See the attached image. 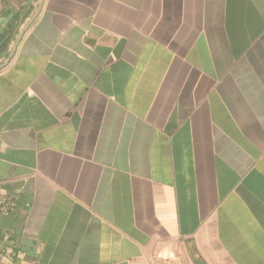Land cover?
Wrapping results in <instances>:
<instances>
[{
  "label": "crops",
  "instance_id": "crops-1",
  "mask_svg": "<svg viewBox=\"0 0 264 264\" xmlns=\"http://www.w3.org/2000/svg\"><path fill=\"white\" fill-rule=\"evenodd\" d=\"M0 184V264H264V0H0Z\"/></svg>",
  "mask_w": 264,
  "mask_h": 264
},
{
  "label": "built area",
  "instance_id": "built-area-1",
  "mask_svg": "<svg viewBox=\"0 0 264 264\" xmlns=\"http://www.w3.org/2000/svg\"><path fill=\"white\" fill-rule=\"evenodd\" d=\"M17 201L18 193L8 192L0 184V216L8 217L14 214L17 209Z\"/></svg>",
  "mask_w": 264,
  "mask_h": 264
}]
</instances>
